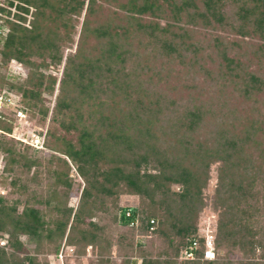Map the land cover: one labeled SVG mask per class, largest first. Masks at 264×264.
Returning a JSON list of instances; mask_svg holds the SVG:
<instances>
[{"label":"trees","instance_id":"1","mask_svg":"<svg viewBox=\"0 0 264 264\" xmlns=\"http://www.w3.org/2000/svg\"><path fill=\"white\" fill-rule=\"evenodd\" d=\"M9 5L15 12L10 17L5 11L9 33L0 61L16 60L28 67L29 76L7 88L0 79V90L18 93L27 110L42 102L43 92L53 93L55 78L42 70L61 63L76 18L85 13L52 119L70 138L49 131L52 145L44 140L63 156L53 155L48 163L55 160L66 170H49L48 193L45 198L31 193L33 203L0 196V239L7 236L11 250L0 247V264H40L35 256L17 255L25 245L20 236L38 251L44 241H62L67 231V247H96L94 264H114L105 258L112 247L108 226L94 221L99 213L112 215L111 224L127 233L162 240L160 253L143 255L140 264H264V0H12ZM200 29L230 32L242 41L211 35L207 52L196 37ZM246 38L255 43L245 51ZM201 75L209 82L198 88L194 79ZM0 129L12 131L5 122ZM0 148L7 154L5 172L20 166L27 174L40 165L11 145L0 142ZM68 161L85 183L75 211L66 206ZM211 171L215 182L209 195ZM17 184V178L11 181L12 187ZM26 186L19 184L18 193L25 195ZM121 194L138 196L142 204L118 207ZM209 201L216 215L214 258L205 260L206 236L198 221ZM39 204L50 207L48 220ZM128 237L122 240L130 246ZM188 251L193 259L182 257ZM124 264L137 261L130 255Z\"/></svg>","mask_w":264,"mask_h":264},{"label":"rangeland","instance_id":"2","mask_svg":"<svg viewBox=\"0 0 264 264\" xmlns=\"http://www.w3.org/2000/svg\"><path fill=\"white\" fill-rule=\"evenodd\" d=\"M108 9L111 11H119L113 5H109ZM85 11H82L80 17H77L78 23H75L73 42L70 44H66V46L62 49V61L58 66H50L47 69H43L42 72L48 76L51 75L55 78V86L52 94H48L46 92L42 93V102L37 104L35 108L26 109L23 105H20L21 97L15 91H12L15 95H17V103L25 115L23 119L19 121L16 115L13 112H9L5 123L9 124L11 127V132H5L0 129V142L7 144V146H13L14 149L23 155H26L29 159H37L40 163L39 166L33 167L29 173L26 174L25 170L18 167H13V171L5 172L4 166L7 162V154L1 150L0 148V196L9 200V201H24L27 199L33 203L31 198V193H35L42 198L47 195L50 184L53 182V177H51V172L49 170H54L58 166V163L54 160L52 163H48L53 155L61 156L50 149V147H45L44 140L47 139L49 145H52L53 138L48 137V132L51 131L54 133V137H62L67 136L70 138L69 134H66L64 130L60 129L57 124L52 123L54 106L56 103L57 96L60 90V81L63 78V71L66 64V59L69 55H72L77 50V43L79 34L81 31V26L84 18ZM30 19V17H29ZM220 35L222 37H227L229 41L233 39L240 40L239 37H236L230 32H223L220 30H209V29H200L197 31V39L204 44L205 50L208 52V43L207 37L211 35ZM242 41V40H240ZM255 43L254 40H250L249 38L244 39V43L241 42L242 47L246 51L248 45ZM247 47V48H246ZM243 50V51H244ZM23 71H21L22 75H17L12 72L11 62L9 61L7 64L3 65L0 61V79L5 85L4 88H7V83L16 84L18 82H23L29 76L28 67L22 65ZM156 70H159L156 69ZM164 74V73H162ZM173 74V73H172ZM171 74V75H172ZM172 77V76H171ZM174 78V74H173ZM206 76L201 75L196 77L194 83L199 84L202 82L208 83V80H205ZM197 88V89H198ZM40 109L47 110V114L43 116L40 112ZM35 137L39 138V141H35ZM63 157V156H61ZM69 170H68V178L71 180V189L66 200V206L72 208L74 211L77 209L80 201V195L82 189L85 185L82 178L77 174L75 167L68 161ZM22 165V163H21ZM24 170V171H23ZM59 170L65 171L66 168L60 166ZM211 180L209 181L207 193L211 195L213 191V186L215 182V171H211ZM19 179V184L26 183L27 192L25 195H21L17 191V187H12L11 181L14 179ZM174 190H177L178 187H173ZM45 199H42L44 201ZM109 201V200H108ZM111 201V200H110ZM109 201V202H110ZM108 202V203H109ZM141 199L135 195L129 194H121L117 198L118 207L125 206H139L141 205ZM40 208L45 215V220H48L52 213L49 211L50 207L45 206L44 204L36 205ZM22 207V206H21ZM48 210V211H47ZM113 214L116 215L119 211L116 209L113 210ZM110 214H98L94 218V221L97 223H101L103 225H107L106 228L107 235L111 238L112 247L108 254H105V258L110 256V261L114 264H124L128 256H133L136 259L137 264L141 263L142 256H148L151 258H155L161 251L163 245L162 240L155 235L146 234L142 235L138 231H134V233H127L125 229L117 226L116 224H111ZM216 222V215L212 212L211 202L209 201L207 207L204 209L202 214L199 217L198 227L199 232L204 236L208 234H212L213 228ZM128 234V238H130V243L132 245V250H130L131 245H125V240H122L125 235ZM68 235V231L66 232L64 239L62 241L53 240L51 242L44 241L42 247L38 251H36V247L33 244L27 242L25 236H20V240L25 244L24 249L17 253V255L22 258L25 256H35L37 262L40 264H94V261L98 258V253L100 250L96 247L88 246L85 249H82L81 245L77 244L73 246L75 248H69L65 245L66 236ZM60 245L59 250L63 251L64 260L57 259L55 254L56 245ZM0 247H3L7 252H11L10 248L7 246V236L0 239ZM65 247V248H64ZM67 247V248H66ZM74 251H77L75 254ZM134 252V254H132ZM236 256L241 257L240 254ZM67 259V261H66ZM181 260L180 256L177 258V262L179 263Z\"/></svg>","mask_w":264,"mask_h":264},{"label":"built area","instance_id":"3","mask_svg":"<svg viewBox=\"0 0 264 264\" xmlns=\"http://www.w3.org/2000/svg\"><path fill=\"white\" fill-rule=\"evenodd\" d=\"M11 1L12 0H0V47L2 46L7 34L9 33V27L6 23V19H8V16L6 15L5 11H11L10 17H12V14L15 12V7L9 5V2ZM10 62L12 72L17 75H22V65L14 59H11ZM17 98V95L12 92L0 90V122L8 121L7 116L10 111L13 112L14 115H16L19 121L25 117L23 111L21 109H18L20 108V106L17 103ZM35 141L38 142L39 138L35 137ZM0 169L2 168L0 167ZM193 246H195V244H193ZM203 256L205 260H212L214 258L213 236L211 234H208L205 237V251L203 253ZM63 257V252L60 251L57 255V259L63 260ZM182 257L185 259H193L194 254L192 251H188L185 252Z\"/></svg>","mask_w":264,"mask_h":264}]
</instances>
